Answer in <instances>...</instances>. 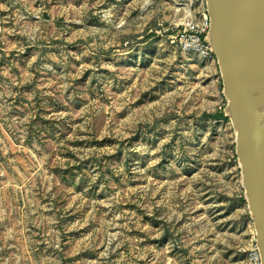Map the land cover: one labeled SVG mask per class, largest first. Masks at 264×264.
Listing matches in <instances>:
<instances>
[{
  "label": "rangeland",
  "instance_id": "374dc122",
  "mask_svg": "<svg viewBox=\"0 0 264 264\" xmlns=\"http://www.w3.org/2000/svg\"><path fill=\"white\" fill-rule=\"evenodd\" d=\"M207 0H0V264H247L257 245Z\"/></svg>",
  "mask_w": 264,
  "mask_h": 264
},
{
  "label": "water",
  "instance_id": "95a60500",
  "mask_svg": "<svg viewBox=\"0 0 264 264\" xmlns=\"http://www.w3.org/2000/svg\"><path fill=\"white\" fill-rule=\"evenodd\" d=\"M207 1L210 40L221 71L224 95L228 100V117L236 131L242 185L264 264V95L253 98L241 81V66L237 51L228 39L221 2ZM252 1L257 9L260 8L264 20V0Z\"/></svg>",
  "mask_w": 264,
  "mask_h": 264
},
{
  "label": "bare ground",
  "instance_id": "6f19581e",
  "mask_svg": "<svg viewBox=\"0 0 264 264\" xmlns=\"http://www.w3.org/2000/svg\"><path fill=\"white\" fill-rule=\"evenodd\" d=\"M228 39L237 51L240 79L253 98L264 95V20L252 0H220ZM258 6V5H257Z\"/></svg>",
  "mask_w": 264,
  "mask_h": 264
},
{
  "label": "built area",
  "instance_id": "2783aa9c",
  "mask_svg": "<svg viewBox=\"0 0 264 264\" xmlns=\"http://www.w3.org/2000/svg\"><path fill=\"white\" fill-rule=\"evenodd\" d=\"M247 264H262L261 254L257 245L249 252Z\"/></svg>",
  "mask_w": 264,
  "mask_h": 264
},
{
  "label": "trees",
  "instance_id": "16d2710c",
  "mask_svg": "<svg viewBox=\"0 0 264 264\" xmlns=\"http://www.w3.org/2000/svg\"><path fill=\"white\" fill-rule=\"evenodd\" d=\"M218 117V119H225V120H229V118H227V117H224V116H217Z\"/></svg>",
  "mask_w": 264,
  "mask_h": 264
}]
</instances>
